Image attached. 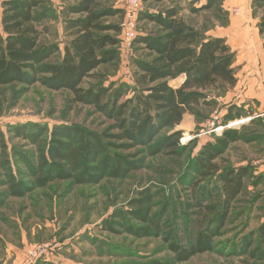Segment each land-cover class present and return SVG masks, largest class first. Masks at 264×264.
Wrapping results in <instances>:
<instances>
[{
    "label": "trees",
    "instance_id": "1",
    "mask_svg": "<svg viewBox=\"0 0 264 264\" xmlns=\"http://www.w3.org/2000/svg\"><path fill=\"white\" fill-rule=\"evenodd\" d=\"M112 1L62 0L65 40L63 44H42V37L48 33V28L42 24L50 20V11L55 7L53 2L1 0L0 87L40 85L53 92L66 91L70 94L68 111H73L77 105L91 108L105 124L100 133L64 124L51 129L37 124L11 128L9 133L13 137L35 149L31 157L27 153H13L28 165L29 182L18 180L10 161L11 151L1 132L4 196L22 199L56 182L70 181L81 186L100 184L107 178L124 179L142 169L145 157L177 156L188 150L187 146H181L183 131L176 130L185 115L197 119L198 109L213 108L236 87L235 54L226 38L208 36L207 32L187 23L179 0H142L139 24L144 21L156 25L158 33L137 36L135 40L152 59L134 61V96L127 99L126 87L114 84L84 88L86 80L92 79L100 67L113 64L118 58L121 24L109 20L121 18L122 23L124 8L106 6ZM216 1L208 0L205 6L193 9L192 14L212 9ZM148 4L168 6L152 12L144 9ZM251 7L253 15L257 16L264 11V0H252ZM228 24L227 19L223 27ZM258 28L263 36L264 16ZM182 77L181 86H171V82ZM21 96L22 93H18L15 99ZM241 109L231 105L224 117L225 123L241 119ZM217 117L215 123L221 126V118ZM195 122L198 127L202 125L198 119ZM166 130L172 132L161 137ZM213 135L218 136L217 139L202 145L192 161L196 181L191 190L194 203L188 205L191 213L187 211L185 215L192 239L187 246L177 241L172 225L171 228L167 225V221L170 222L168 209L154 212V196L149 189L140 192V197L131 202L130 210L113 212L103 222L104 231L113 235L121 231L137 238H160L176 263H185L212 251L214 240L222 234L232 205L250 176L248 167L222 170L219 162L231 146L252 142L236 129L224 128ZM31 158L35 160L33 164ZM213 178L216 183L210 181L211 188H199ZM127 218L140 226L129 224ZM258 238L250 255L262 261L264 224L258 230Z\"/></svg>",
    "mask_w": 264,
    "mask_h": 264
},
{
    "label": "rangeland",
    "instance_id": "2",
    "mask_svg": "<svg viewBox=\"0 0 264 264\" xmlns=\"http://www.w3.org/2000/svg\"><path fill=\"white\" fill-rule=\"evenodd\" d=\"M179 1L184 20L197 30L207 32L208 36L222 33L227 27H223L226 20L230 22L233 15V9L226 7L225 0H218L212 9L197 14H192V10L205 6L208 0ZM124 4L125 0H113L106 6L123 8ZM54 6L50 20L42 24L48 28V33L41 39L42 44H63L65 40L62 10L59 5ZM166 6L148 4L144 9L155 12ZM251 11L253 13L252 7ZM263 16L264 11L257 13L259 21ZM109 22L120 25L121 18ZM157 33L156 25L141 21L138 26V37ZM118 50L117 60L100 67L92 79L86 80L84 88L114 84L115 87H126L127 99L134 96V61L150 62L151 54L136 42L131 50L120 45ZM180 82V79L175 80L171 86L177 88ZM18 93L22 96L15 99ZM69 99L70 94L66 91L53 92L40 85L0 87V134L3 133L11 151L10 161L18 180L29 182L30 170L13 153H27L31 157L35 149L13 137L9 133L11 128L37 124L51 129L54 125L64 124L82 126L97 133L104 129L103 119L91 108L77 105L73 111H68ZM236 104L239 102L236 103L235 97H222L213 108L198 109L196 116L202 122L200 127H194L197 119L186 115L184 129L179 126L176 130H183L182 138L195 137L186 144L181 142L188 150L177 156L145 157L142 169L124 179L107 178L100 184L81 186L70 181L56 182L17 199L4 196L6 187L0 169V264H24L27 251L41 245H48L49 249L35 264H264V260H254L250 255L259 240L258 230L264 224V100L239 104L243 117L228 127L224 117L229 107ZM217 116L221 118V126L226 124L227 129L238 130L252 142L231 146L219 162L222 170L248 167L250 176L242 194L232 205L222 234L214 240L212 251L188 262L176 263L160 238H137L121 231L117 235L104 231L103 222L113 212L130 210L131 202L140 197V192L149 189L154 196V212L168 209L167 220L170 222L167 221V225L173 228L174 237L184 247L190 243L191 232L185 223V215L191 213L188 205L194 203L191 190L196 179L192 161L202 145L217 139L213 132L201 135L211 129L210 122ZM170 132L163 131L161 137ZM31 159L33 164L35 160ZM210 181L216 183L215 178L208 179L199 188H211ZM127 222L140 226L129 218Z\"/></svg>",
    "mask_w": 264,
    "mask_h": 264
},
{
    "label": "crops",
    "instance_id": "3",
    "mask_svg": "<svg viewBox=\"0 0 264 264\" xmlns=\"http://www.w3.org/2000/svg\"><path fill=\"white\" fill-rule=\"evenodd\" d=\"M51 1L54 5H59L60 10H62V0ZM225 1L226 7H231V10L234 8H238L240 10L239 16H235L233 14L235 16L233 17V15H231L232 17L230 18V22L222 33L213 36L226 38L231 47L232 53L235 54L234 67L238 71V83L236 87L225 96V98L228 99V97H235L236 103L239 102V104L255 100L263 101L264 39L261 38L259 33V20L251 11L252 0ZM180 81L179 86L183 84L184 78H180ZM239 104L236 105L241 106ZM185 118L186 115L184 120ZM183 122L180 125L181 129H184L182 128L184 127ZM194 127H197L196 122L194 123Z\"/></svg>",
    "mask_w": 264,
    "mask_h": 264
},
{
    "label": "built area",
    "instance_id": "4",
    "mask_svg": "<svg viewBox=\"0 0 264 264\" xmlns=\"http://www.w3.org/2000/svg\"><path fill=\"white\" fill-rule=\"evenodd\" d=\"M123 11V20L120 25L121 34H120V46L127 50H131L133 48V44L137 38V31L139 26V17L143 10V1L142 0H125ZM232 13L235 16L240 15V10L238 8H234ZM218 121V117L215 118L213 122L210 123V128L208 132L203 131L201 135H205L209 132L220 133L224 128L222 126H217L215 122ZM233 123H230L228 127H230ZM200 135V136H201ZM187 137V138H186ZM181 139L183 144L195 138L194 136H186ZM48 245L35 246L29 249L26 253V257L24 259V264H35L37 260L41 257L45 256L48 252Z\"/></svg>",
    "mask_w": 264,
    "mask_h": 264
}]
</instances>
